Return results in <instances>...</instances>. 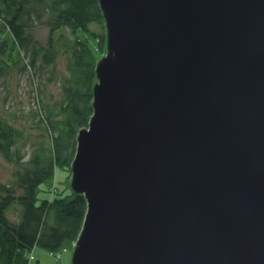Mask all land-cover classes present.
I'll use <instances>...</instances> for the list:
<instances>
[{
    "label": "water",
    "instance_id": "obj_1",
    "mask_svg": "<svg viewBox=\"0 0 264 264\" xmlns=\"http://www.w3.org/2000/svg\"><path fill=\"white\" fill-rule=\"evenodd\" d=\"M72 264H264V0H98Z\"/></svg>",
    "mask_w": 264,
    "mask_h": 264
},
{
    "label": "trees",
    "instance_id": "obj_2",
    "mask_svg": "<svg viewBox=\"0 0 264 264\" xmlns=\"http://www.w3.org/2000/svg\"><path fill=\"white\" fill-rule=\"evenodd\" d=\"M42 27L48 29L45 40L38 37ZM105 45L98 0H0V152L14 168L11 182L0 185V264H31L37 246L56 253L80 235L85 196L71 191L42 198L38 190L57 167H71L78 133L93 115L96 66ZM13 73L29 80L28 108L11 102ZM48 83L59 86L58 96L44 93ZM12 206L17 219L8 216Z\"/></svg>",
    "mask_w": 264,
    "mask_h": 264
},
{
    "label": "rangeland",
    "instance_id": "obj_3",
    "mask_svg": "<svg viewBox=\"0 0 264 264\" xmlns=\"http://www.w3.org/2000/svg\"><path fill=\"white\" fill-rule=\"evenodd\" d=\"M48 29L46 27L39 28L38 37L41 40H45L47 37ZM91 45H93L94 40L88 38ZM61 68L64 67V62L60 61ZM10 83V96L11 102H19L22 106L30 107L32 103L33 91L29 83L28 78L24 79L23 77L18 76L16 73H13L11 76ZM44 93L47 95L48 92H53L55 96H58L60 93V88L56 83H48L43 85ZM0 92L4 95L3 87L0 86ZM34 97V96H33ZM18 125L23 126L22 123L16 122ZM31 123L26 124V127L29 128ZM30 130V129H29ZM34 130V129H32ZM30 132V131H29ZM13 164L7 162L4 156L0 152V185L10 183L13 178ZM71 179V170H67L62 167H57L56 173L53 179L42 183L39 187L38 193L40 197H53L58 192H62V195H68L71 193L72 189L70 187ZM8 216L11 219H17L18 217V208L16 206L10 207L8 210ZM73 241L66 240L61 248L63 252L62 259H57L55 253L51 252L48 249H45L41 246H37L31 256V264H72V256L74 245Z\"/></svg>",
    "mask_w": 264,
    "mask_h": 264
},
{
    "label": "built area",
    "instance_id": "obj_4",
    "mask_svg": "<svg viewBox=\"0 0 264 264\" xmlns=\"http://www.w3.org/2000/svg\"><path fill=\"white\" fill-rule=\"evenodd\" d=\"M62 253H63L62 250L56 252V253H55L56 258H57V259H60L61 256H62Z\"/></svg>",
    "mask_w": 264,
    "mask_h": 264
},
{
    "label": "bare ground",
    "instance_id": "obj_5",
    "mask_svg": "<svg viewBox=\"0 0 264 264\" xmlns=\"http://www.w3.org/2000/svg\"><path fill=\"white\" fill-rule=\"evenodd\" d=\"M74 243V242H73ZM62 256H63V253H62ZM62 256H61V258L60 259H62Z\"/></svg>",
    "mask_w": 264,
    "mask_h": 264
}]
</instances>
